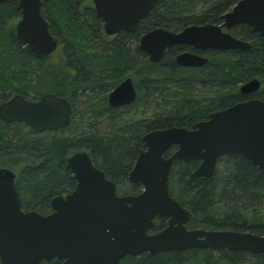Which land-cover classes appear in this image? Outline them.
Returning <instances> with one entry per match:
<instances>
[{
  "label": "trees",
  "instance_id": "1",
  "mask_svg": "<svg viewBox=\"0 0 264 264\" xmlns=\"http://www.w3.org/2000/svg\"><path fill=\"white\" fill-rule=\"evenodd\" d=\"M238 1L159 0L133 31L108 37L92 0H41V14L59 46L40 58L9 30L20 16L18 0L0 3V105L15 95L36 100L51 93L72 107L70 124L58 131L37 134L24 123L0 120V168L15 171L21 209L47 215L54 197L74 191L76 182L66 165L80 151H87L93 165L116 184L118 195L136 196L142 187L129 182L128 175L143 149L144 135L172 127L191 129L215 111L251 98L264 101V40L248 26L227 31L249 42L248 51H209L201 68L175 63L184 51L202 55L191 47H172L161 64L151 63L138 47L141 36L154 28L178 32L192 25L221 24ZM134 76L136 101L111 108L108 94ZM253 79L260 82L259 90L241 94V86ZM199 163L175 161L169 174L170 195L191 213L187 229L264 236V174L234 154L220 157L214 175L204 180L193 176ZM165 226V219L156 218L149 233ZM61 262L53 259L49 264ZM119 264H264V254L189 249L144 253Z\"/></svg>",
  "mask_w": 264,
  "mask_h": 264
},
{
  "label": "water",
  "instance_id": "2",
  "mask_svg": "<svg viewBox=\"0 0 264 264\" xmlns=\"http://www.w3.org/2000/svg\"><path fill=\"white\" fill-rule=\"evenodd\" d=\"M8 0H0L3 3ZM159 0H92L95 17L106 36L133 31ZM19 20L15 38L36 58L51 56L59 40L51 35L41 14V0H18ZM221 24L188 26L178 32L154 28L138 41L139 49L153 64L163 63L174 46L198 52L248 51L249 42L227 31L248 26L264 40V0H240L221 17ZM179 68H201L208 58L184 51L175 58ZM253 79L240 88L243 95L258 91ZM137 90L124 79L107 96L111 108L132 105ZM72 107L64 98L44 94L36 100L15 95L0 105V120L24 123L37 134L65 129ZM143 149L128 175L142 192L118 195L116 184L92 163L87 151L69 157L66 171L76 182L74 191L54 197L51 212H24L16 190V174L0 168V264H119L126 257L154 256L171 251L210 249L264 254V236L230 230L187 229L191 213L170 195L169 174L175 161H199L193 176L210 179L218 160L242 155L264 174V101L251 98L210 113L191 129L154 130L142 138ZM176 148L166 157V153ZM156 218L165 228L149 231Z\"/></svg>",
  "mask_w": 264,
  "mask_h": 264
},
{
  "label": "rangeland",
  "instance_id": "3",
  "mask_svg": "<svg viewBox=\"0 0 264 264\" xmlns=\"http://www.w3.org/2000/svg\"><path fill=\"white\" fill-rule=\"evenodd\" d=\"M18 20L19 19H16V20H14V21H12L11 22V24L9 25L10 27H9V30H12V28L14 29L15 28V25H16V23L18 22ZM58 55V60H60V56H59V54H57ZM60 63H61V61H59ZM132 80H133V82H135V76L134 77H132ZM79 107H81V106H79ZM2 168H4V167H2ZM9 169V168H8ZM13 171V170H12ZM15 172V171H14Z\"/></svg>",
  "mask_w": 264,
  "mask_h": 264
},
{
  "label": "flooded vegetation",
  "instance_id": "4",
  "mask_svg": "<svg viewBox=\"0 0 264 264\" xmlns=\"http://www.w3.org/2000/svg\"><path fill=\"white\" fill-rule=\"evenodd\" d=\"M102 24H103V23H102ZM103 31H104V30H103ZM104 34H105V33H104ZM118 34H119V33H118ZM116 35H117V34H116ZM114 36H115V35H114ZM111 37H112V36H111ZM57 49H58V48H57ZM56 51H57V50H56ZM56 51H55V52H56ZM55 52H54V53H55ZM199 53L202 54V55H200V56L207 57V54L209 53V51H207V52H199ZM127 78H131V77H127ZM125 79H126V78H125ZM131 79H132V78H131ZM122 81H123V80H122ZM122 81H121V82H122ZM121 82H120V83H121ZM133 83H134V82H133ZM134 85H135V84H134ZM135 87H136V86H135ZM136 90H137V88H136ZM49 94H51V93H49ZM23 97H24V96H23ZM39 98H40V97H39ZM124 107H127V106H124ZM120 108H122V107H120Z\"/></svg>",
  "mask_w": 264,
  "mask_h": 264
}]
</instances>
